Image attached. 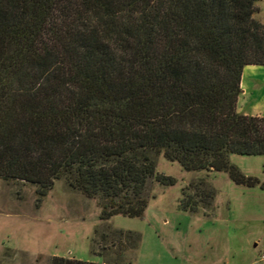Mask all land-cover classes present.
<instances>
[{"label":"trees","instance_id":"trees-1","mask_svg":"<svg viewBox=\"0 0 264 264\" xmlns=\"http://www.w3.org/2000/svg\"><path fill=\"white\" fill-rule=\"evenodd\" d=\"M259 1L0 0V177L40 198L66 179L102 221L142 217L151 179L176 184L157 155L259 185L230 160L264 155V117L238 111L244 68L264 65ZM191 189L182 210L213 205Z\"/></svg>","mask_w":264,"mask_h":264},{"label":"rangeland","instance_id":"rangeland-1","mask_svg":"<svg viewBox=\"0 0 264 264\" xmlns=\"http://www.w3.org/2000/svg\"><path fill=\"white\" fill-rule=\"evenodd\" d=\"M255 17L264 21V0ZM230 160L260 184H236L223 171H187L157 155L158 173L176 184L151 179L142 217L108 221L100 219L99 200L66 179L40 198L36 184L0 177V264H51L54 256L120 264H264V155L232 154ZM201 182L215 189L213 205L182 210L183 191L192 193ZM112 230L126 235L121 239ZM132 231L140 240L128 235Z\"/></svg>","mask_w":264,"mask_h":264},{"label":"crops","instance_id":"crops-1","mask_svg":"<svg viewBox=\"0 0 264 264\" xmlns=\"http://www.w3.org/2000/svg\"><path fill=\"white\" fill-rule=\"evenodd\" d=\"M260 75H264V65H247L244 68L242 93L238 101L239 112L264 117V81L258 78Z\"/></svg>","mask_w":264,"mask_h":264},{"label":"built area","instance_id":"built-area-1","mask_svg":"<svg viewBox=\"0 0 264 264\" xmlns=\"http://www.w3.org/2000/svg\"><path fill=\"white\" fill-rule=\"evenodd\" d=\"M263 260H264V258H263Z\"/></svg>","mask_w":264,"mask_h":264}]
</instances>
